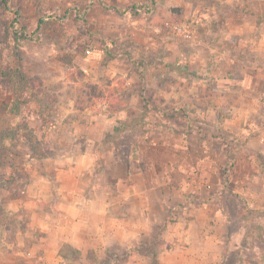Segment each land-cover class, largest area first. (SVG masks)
<instances>
[{
  "label": "rangeland",
  "instance_id": "obj_1",
  "mask_svg": "<svg viewBox=\"0 0 264 264\" xmlns=\"http://www.w3.org/2000/svg\"><path fill=\"white\" fill-rule=\"evenodd\" d=\"M8 4L0 0V95H8L0 103L8 110L1 116L0 141L13 134L10 126L19 112L25 118L36 115L39 123L32 124L46 128L69 108L75 109L70 118L86 107L116 114L111 138L122 157L157 162L172 175L173 190H198L211 201L214 236L232 239L224 264H264V190L257 191L264 186V148L258 140L264 136V78H256L251 67L260 58L256 47L264 37V0ZM18 68L32 83L19 76ZM22 120L21 137L31 150L8 152L0 145V177L6 181L0 190L6 225L0 263L45 264L43 233L34 228L39 218L31 223L23 204L28 197L14 179L28 173L25 164L32 158L52 154L53 145ZM201 145L209 150L207 167L198 162L205 153ZM178 161L181 175L174 173ZM198 177L208 180L201 182L209 185L206 189L202 184L197 189ZM29 178L28 173L27 185ZM16 192L22 196L12 198ZM14 200L20 202L16 216L7 212ZM163 231L144 238L152 258ZM34 247L36 254L28 256ZM63 252L73 261L78 257L72 247ZM127 253L105 259L125 264ZM155 259L152 264H158Z\"/></svg>",
  "mask_w": 264,
  "mask_h": 264
},
{
  "label": "crops",
  "instance_id": "obj_2",
  "mask_svg": "<svg viewBox=\"0 0 264 264\" xmlns=\"http://www.w3.org/2000/svg\"><path fill=\"white\" fill-rule=\"evenodd\" d=\"M263 42L264 37L256 47V56L260 58L257 57L251 66L258 73L256 78H264ZM7 97V93L0 95V103L6 102ZM74 111L69 108L47 128L37 126L36 115L27 114L25 118L19 112L14 126H10L13 134L0 141L8 152L11 149L31 150L30 141L21 137L22 118L21 122H27L28 129L36 135L50 137V145H53L52 154L41 159L32 158L25 164L30 178L24 191L28 198L23 204L29 209L31 223L39 218L40 224L34 228L43 233L40 243L44 263L99 264L107 261L113 264L114 261L105 259L106 256L117 257L125 250L128 252L125 264H152L153 258L158 264H224L232 248V239L214 236L211 201L198 190L191 194H184L181 187L173 190L175 186H170L172 175H168L164 167H158L157 162L150 165L133 159L132 155L122 157L118 142L111 138L116 114L86 107L76 118H70ZM0 112L1 126V116L8 112L6 106L0 105ZM119 113L125 116V111ZM35 119L37 125L32 124ZM258 140L259 146L264 148V136ZM201 147L205 153L198 162L207 167L209 150ZM181 162L178 161L175 169L169 163L166 166L174 169L175 175H181ZM207 181L198 177L194 183L198 189ZM208 186L202 184L201 187ZM0 190L3 192L2 187ZM262 190L264 186L257 189L258 192ZM19 203L14 200L7 212L16 216ZM260 206L264 208V198ZM172 214L178 215L175 220L168 219ZM1 217L0 235L3 237L6 225L2 224ZM160 229L164 230L163 238L152 258L145 250L144 238ZM64 247H72L77 259L73 261L65 255ZM35 252L37 248H31L27 255Z\"/></svg>",
  "mask_w": 264,
  "mask_h": 264
},
{
  "label": "trees",
  "instance_id": "obj_3",
  "mask_svg": "<svg viewBox=\"0 0 264 264\" xmlns=\"http://www.w3.org/2000/svg\"><path fill=\"white\" fill-rule=\"evenodd\" d=\"M5 2H6V8H10L9 7V0H5ZM41 22H42V19H40L39 20V25L41 24ZM15 33L17 34V31L15 30ZM26 36H29V35H26ZM17 71H18V73H20V70H19V68L18 69H16ZM19 76H22L21 75V73H20V75ZM22 78L25 80V81H27V82H29V83H32V81L30 80V79H27L26 77H23L22 76ZM23 172H25L24 171V169H22V168H20ZM19 176V175H18ZM10 178H13L14 179V177H10ZM15 181H18V182H22L21 184H22V186H21V190L22 191H24L25 190V188H26V185H27V182H26V180H28V173H24V175H21L19 178H15L14 179ZM6 181H2V179L0 178V187H2V188H5V185H6V183H5ZM10 182V181H9ZM10 183H12V184H14L15 182L13 181V182H10ZM8 191V190H7ZM22 195L19 193V192H16L15 194L13 193L12 194V198H18V197H21ZM0 264H27L26 262H14V263H0ZM99 264H110V263H108L107 261H105V262H101V263H99Z\"/></svg>",
  "mask_w": 264,
  "mask_h": 264
},
{
  "label": "built area",
  "instance_id": "obj_4",
  "mask_svg": "<svg viewBox=\"0 0 264 264\" xmlns=\"http://www.w3.org/2000/svg\"><path fill=\"white\" fill-rule=\"evenodd\" d=\"M179 29H180V27H179ZM187 36H190V34H189V33H187Z\"/></svg>",
  "mask_w": 264,
  "mask_h": 264
}]
</instances>
